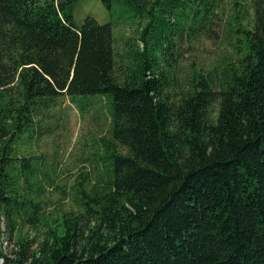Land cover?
Returning a JSON list of instances; mask_svg holds the SVG:
<instances>
[{"label": "trees", "instance_id": "1", "mask_svg": "<svg viewBox=\"0 0 264 264\" xmlns=\"http://www.w3.org/2000/svg\"><path fill=\"white\" fill-rule=\"evenodd\" d=\"M79 1L0 0V236L39 217L46 163L20 149L57 105L107 114L71 208L0 264H264V0H98L109 21L76 24ZM225 10L243 52L177 87Z\"/></svg>", "mask_w": 264, "mask_h": 264}, {"label": "rangeland", "instance_id": "2", "mask_svg": "<svg viewBox=\"0 0 264 264\" xmlns=\"http://www.w3.org/2000/svg\"><path fill=\"white\" fill-rule=\"evenodd\" d=\"M229 7L227 6V9ZM229 13L227 10L223 12L220 27L211 32L209 37L202 35L183 45L176 59L174 77L177 87L183 86L193 71L198 72L228 62L243 52V38L224 28ZM85 17H91L98 23L109 21L98 0H80L75 6L72 12L74 23L79 24ZM251 18L252 13L247 10L242 23L250 24ZM128 30L130 29L123 28L116 33L125 35L130 33ZM55 111L56 114L50 122L45 123V129L51 132L43 136L36 147L23 146L20 149L35 158L40 155V162L46 164L42 167L45 175L42 180L39 177L42 188L38 204L39 217L33 222L18 220L13 230L1 227L0 241L3 253L11 260L14 259L13 253L19 249L18 244L23 240L27 242L28 253L35 251L44 231L48 226H55L56 220L59 219L56 214L71 208L73 194L79 190L80 182L82 186L85 182L80 176L83 173L92 175L90 161L95 151L93 140L102 136L106 129L107 114L103 109L99 110L97 103L86 106L82 114L73 104L63 100ZM42 212L46 216L41 217Z\"/></svg>", "mask_w": 264, "mask_h": 264}]
</instances>
